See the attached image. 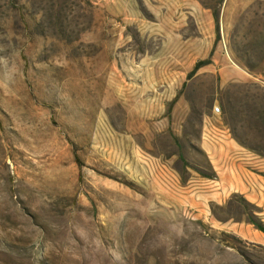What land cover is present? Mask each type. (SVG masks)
<instances>
[{"label": "rangeland", "instance_id": "rangeland-1", "mask_svg": "<svg viewBox=\"0 0 264 264\" xmlns=\"http://www.w3.org/2000/svg\"><path fill=\"white\" fill-rule=\"evenodd\" d=\"M220 133L264 176V0H0V264H264Z\"/></svg>", "mask_w": 264, "mask_h": 264}, {"label": "crops", "instance_id": "crops-1", "mask_svg": "<svg viewBox=\"0 0 264 264\" xmlns=\"http://www.w3.org/2000/svg\"><path fill=\"white\" fill-rule=\"evenodd\" d=\"M205 144V152L214 174L213 179H204L206 209L209 204L224 206L234 200H243L246 205L256 211L254 220L264 225V176L256 172V169L262 167L260 161L237 145L229 133H220L213 138L208 137ZM187 172H190L189 169ZM174 180L181 196H186L188 199L191 195L189 187L186 188L187 186L181 183V177L178 174L174 175ZM165 187L164 184L162 192L164 196L168 197L170 194ZM233 230L243 232L239 224H236ZM257 236L262 238L261 236L264 237V234L260 232Z\"/></svg>", "mask_w": 264, "mask_h": 264}, {"label": "trees", "instance_id": "trees-1", "mask_svg": "<svg viewBox=\"0 0 264 264\" xmlns=\"http://www.w3.org/2000/svg\"><path fill=\"white\" fill-rule=\"evenodd\" d=\"M215 20H216V23H218V18H217L216 15H215ZM218 38H219V32H218ZM211 64H212L211 59H208V60L201 61V62L197 63L196 66L194 67V69L192 70V72L188 75V80L191 79L192 77H194L200 69H202V68H204L206 66H210ZM186 86L187 85L184 84L183 88L185 89ZM175 102H176V100H174V102H172L171 106H173L175 104ZM249 223L251 225H253L256 230H258L259 232L264 234V225L262 223L254 220V219H250Z\"/></svg>", "mask_w": 264, "mask_h": 264}, {"label": "built area", "instance_id": "built-area-1", "mask_svg": "<svg viewBox=\"0 0 264 264\" xmlns=\"http://www.w3.org/2000/svg\"><path fill=\"white\" fill-rule=\"evenodd\" d=\"M214 114H220V109L219 108H215L214 109Z\"/></svg>", "mask_w": 264, "mask_h": 264}]
</instances>
